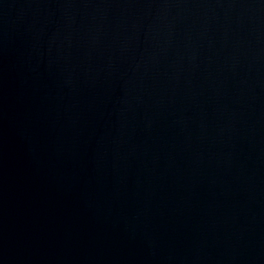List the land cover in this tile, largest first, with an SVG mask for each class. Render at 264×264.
<instances>
[{"label":"water","instance_id":"1","mask_svg":"<svg viewBox=\"0 0 264 264\" xmlns=\"http://www.w3.org/2000/svg\"><path fill=\"white\" fill-rule=\"evenodd\" d=\"M0 264H264V0H0Z\"/></svg>","mask_w":264,"mask_h":264}]
</instances>
